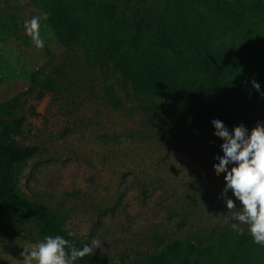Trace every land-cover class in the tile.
<instances>
[{
  "label": "rangeland",
  "instance_id": "rangeland-1",
  "mask_svg": "<svg viewBox=\"0 0 264 264\" xmlns=\"http://www.w3.org/2000/svg\"><path fill=\"white\" fill-rule=\"evenodd\" d=\"M60 1L0 0V128L18 119L19 133L13 137L39 148L21 168V192L62 212L66 229L106 264H129L179 237L195 241L233 224L247 229L233 219L242 209L232 191L226 196L233 199L234 209H227L221 195L226 181L223 170L213 167L222 152L221 138L213 135V113L203 124L186 129L179 126L181 118L170 114L150 123L148 112L138 106L164 100L173 108H190L206 96L220 106L227 105L225 97L216 90L193 101L134 96L122 87L113 62L100 65L88 48L69 46L71 27L60 34L55 29ZM256 1L264 11V0ZM164 2L87 0L68 13L80 24L94 20V33L100 37L112 33L123 18ZM43 13L47 18L41 20L40 33L45 43L36 48L25 21ZM227 41L240 57L252 58L253 45L244 30L232 32ZM43 78L56 86L39 88L37 81ZM257 79L259 90L251 82L257 97L237 103L245 112L225 122L229 129L243 124L250 130L264 123V72ZM111 91L119 104L110 98ZM43 238L31 224L20 231L0 226V264H26L22 253Z\"/></svg>",
  "mask_w": 264,
  "mask_h": 264
},
{
  "label": "trees",
  "instance_id": "trees-1",
  "mask_svg": "<svg viewBox=\"0 0 264 264\" xmlns=\"http://www.w3.org/2000/svg\"><path fill=\"white\" fill-rule=\"evenodd\" d=\"M87 0H62L57 6L61 18L55 25L59 34L71 27L69 46L89 49L98 64L113 62L121 85L134 96H175L193 101L210 91H218L227 105L215 106L207 96L193 107L173 108L166 101L138 104L148 112L150 123L161 116H178L180 127L193 129L213 113L224 123L244 114L237 103L253 101L258 93L251 82L264 72V11L256 0H165L162 7H146L140 13L117 22L112 33L98 37L94 20L80 24L68 13ZM72 13V12H71ZM252 42V58L244 59L227 41L234 31H243ZM83 35L87 44L78 36ZM61 38V35H60ZM39 88L51 89L54 80L37 81ZM110 98L119 104L111 91ZM183 119V120H182ZM19 133L16 118L0 128V226L20 231L27 224L39 233L60 235L77 248L88 244L65 227V215L31 200L19 187V174L27 160L38 152L37 145H21L13 137ZM71 233V235H69ZM75 264H106L93 249ZM129 264H264V246L252 242L247 229L235 228L192 240H168L158 253L141 255Z\"/></svg>",
  "mask_w": 264,
  "mask_h": 264
},
{
  "label": "clouds",
  "instance_id": "clouds-1",
  "mask_svg": "<svg viewBox=\"0 0 264 264\" xmlns=\"http://www.w3.org/2000/svg\"><path fill=\"white\" fill-rule=\"evenodd\" d=\"M47 18V13L33 16L25 21V32L31 37L36 48L44 46L41 37V20ZM253 87L260 89L259 83L253 81ZM213 135L220 137L222 152L218 153L213 167L216 171L225 173L221 195L225 198L227 209L236 208L233 199L226 196L230 189L240 202L241 211L233 219L247 225V231L252 242L264 246V123L258 122L250 130L243 124L231 129L219 119H213ZM231 165V167H229ZM240 234L244 228L232 225ZM71 235V233H69ZM93 248L85 244L77 248L74 243L60 235H48L39 241L33 250H26V264H72L77 258L92 253Z\"/></svg>",
  "mask_w": 264,
  "mask_h": 264
}]
</instances>
